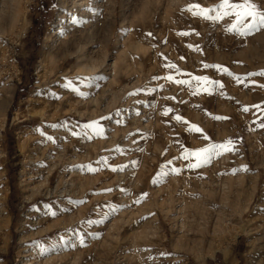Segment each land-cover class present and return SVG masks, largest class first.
I'll return each instance as SVG.
<instances>
[{"label":"rangeland","instance_id":"obj_1","mask_svg":"<svg viewBox=\"0 0 264 264\" xmlns=\"http://www.w3.org/2000/svg\"><path fill=\"white\" fill-rule=\"evenodd\" d=\"M82 1L0 0V264H258L264 28Z\"/></svg>","mask_w":264,"mask_h":264},{"label":"snow or ice","instance_id":"obj_2","mask_svg":"<svg viewBox=\"0 0 264 264\" xmlns=\"http://www.w3.org/2000/svg\"><path fill=\"white\" fill-rule=\"evenodd\" d=\"M198 9L195 11V15L201 16V18L218 21L224 17L234 16L235 22L231 24L230 31L240 32L241 30H246L247 32H252L258 28H264V11L257 10V6L250 2V0H243L242 3H232L230 0H221L220 4L213 6L212 8H203L200 5H192L189 10ZM213 13L215 15H213ZM219 67V66H217ZM226 71V70H225ZM249 75H256L255 73ZM259 75H264V72L259 73ZM168 79H172L168 77ZM197 81H207V77H197ZM216 83V82H212ZM205 90H207L205 88ZM245 111L248 109L245 108ZM218 119H226L222 117H216ZM177 119H181L177 117ZM264 126V125H262ZM88 128H92V125H88ZM232 141L229 140L226 144L211 145L198 150L199 153L203 155L198 160L197 164L190 165L192 167L201 166L203 163H207L211 160L214 154H220L222 151L229 150L227 145L231 144ZM196 153H191L190 155H195Z\"/></svg>","mask_w":264,"mask_h":264},{"label":"bare ground","instance_id":"obj_3","mask_svg":"<svg viewBox=\"0 0 264 264\" xmlns=\"http://www.w3.org/2000/svg\"><path fill=\"white\" fill-rule=\"evenodd\" d=\"M88 1V0H87ZM87 1L85 2V0H83L82 2H80V3H78V2H75V3H73V5H74V8H76V9H78L79 10V8H84L85 9V7L87 6ZM151 3V2H150ZM152 5V4H151ZM85 6V7H84ZM87 9H89V6L88 7H86ZM77 10V11H78ZM85 12V11H84ZM80 13V12H79ZM81 14V13H80ZM82 14H83V12H82ZM76 15V14H75ZM71 19V18H70ZM64 27V26H63ZM104 27V26H103ZM59 28H61V27H59ZM61 30V29H60ZM60 33V32H59ZM58 36H59V34H58ZM59 38H60V36H59ZM49 49V44H48V42L47 43H45L44 44V52H47V50ZM140 52V51H139ZM44 54H46V53H44ZM188 54V53H187ZM73 55V54H72ZM73 57V56H72ZM70 59V56L69 57H64V58H62V60H61V65L64 63V62H66V61H68ZM184 173V172H183ZM163 180V179H162ZM184 187V186H183ZM187 188H189V187H187ZM191 189V188H190ZM184 192V191H183ZM185 194H187L186 192H184V195ZM189 195V194H188ZM191 196V195H190ZM198 196V195H197ZM192 197V196H191ZM196 197V196H195ZM251 201V200H250ZM183 207V206H182ZM184 208H182V210H183ZM262 220H261V223L259 224L260 226H259V230H260V234H259V241L260 242H262V243H260V245H261V247L260 248H262L261 250H259V252H258V259H259V261L257 262L258 264H264V218H261ZM181 226H182V224H181ZM183 228V227H182ZM258 230V231H259ZM188 232V231H187ZM189 234V233H188ZM41 256V255H40ZM31 260V259H30ZM30 260H26V262H24V263H22V264H28L29 263V261Z\"/></svg>","mask_w":264,"mask_h":264}]
</instances>
